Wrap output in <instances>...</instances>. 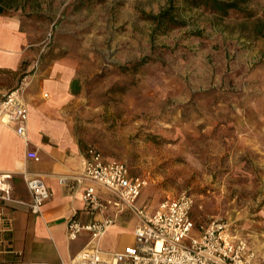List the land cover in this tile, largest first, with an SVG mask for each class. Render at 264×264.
I'll return each mask as SVG.
<instances>
[{"label": "rangeland", "instance_id": "rangeland-1", "mask_svg": "<svg viewBox=\"0 0 264 264\" xmlns=\"http://www.w3.org/2000/svg\"><path fill=\"white\" fill-rule=\"evenodd\" d=\"M3 1L52 31L49 46L85 56L91 146L160 200L191 193L198 224L263 236L264 0L227 14L186 0Z\"/></svg>", "mask_w": 264, "mask_h": 264}, {"label": "crops", "instance_id": "crops-1", "mask_svg": "<svg viewBox=\"0 0 264 264\" xmlns=\"http://www.w3.org/2000/svg\"><path fill=\"white\" fill-rule=\"evenodd\" d=\"M45 27L22 6L11 7L0 0V94L18 86L39 61V69L29 77L24 91L29 108L27 136H20L14 125L0 122V175L10 174L7 181L12 194L24 202L0 199V264L70 263L92 238L86 230L74 239L69 237L68 223L73 216L82 223L116 216L98 243L104 251H122L135 243L138 218L129 208L118 215L111 207L95 213L86 209L83 194L91 182L84 178V169L91 145L80 131V116L88 64L85 56L64 47L47 46L43 51ZM30 150L38 151L40 159L28 157ZM31 176H40L52 192L41 214L33 213L29 206L31 192L26 178ZM150 186L142 191L137 205L154 211L163 199L154 195ZM98 194L114 198L101 187ZM234 233L248 241L259 264L264 255V234Z\"/></svg>", "mask_w": 264, "mask_h": 264}, {"label": "built area", "instance_id": "built-area-1", "mask_svg": "<svg viewBox=\"0 0 264 264\" xmlns=\"http://www.w3.org/2000/svg\"><path fill=\"white\" fill-rule=\"evenodd\" d=\"M49 31L42 41L43 51L52 39ZM39 69L25 75L18 86L0 94V122L14 125L16 132L27 136L29 108L25 89L29 77ZM28 157L39 160L38 151L30 150ZM10 174L0 175V199L24 203L12 194L8 183ZM84 178L90 180L83 198L91 213L114 208L115 215L129 208L137 216L135 243L122 251H104L99 241L116 221V216H105L101 220L82 223L73 216L68 223V235L74 239L82 231L92 235L88 247L70 263L61 264H257V253L248 241L238 238L230 225L215 218L198 224L193 218L195 198L191 193L164 198L157 209L148 211L137 205L142 191L150 184L147 176L135 174L129 165L118 159L108 160L96 146H90L85 160ZM31 192L29 206L33 213L41 214L43 204L52 197L51 190L40 176L26 178ZM98 187L106 189L114 198L99 196ZM197 228V235L192 231ZM187 241L189 243H187ZM26 264H50L28 262ZM259 264H264V255Z\"/></svg>", "mask_w": 264, "mask_h": 264}, {"label": "trees", "instance_id": "trees-1", "mask_svg": "<svg viewBox=\"0 0 264 264\" xmlns=\"http://www.w3.org/2000/svg\"><path fill=\"white\" fill-rule=\"evenodd\" d=\"M190 5L205 6L211 8L216 12L227 14L232 9H239L240 3L244 0H186ZM169 12L162 13L158 19L159 26H162L164 19L169 18ZM147 60H144L140 64H143Z\"/></svg>", "mask_w": 264, "mask_h": 264}, {"label": "bare ground", "instance_id": "bare-ground-1", "mask_svg": "<svg viewBox=\"0 0 264 264\" xmlns=\"http://www.w3.org/2000/svg\"><path fill=\"white\" fill-rule=\"evenodd\" d=\"M260 244V243H259ZM262 246V245H261Z\"/></svg>", "mask_w": 264, "mask_h": 264}]
</instances>
